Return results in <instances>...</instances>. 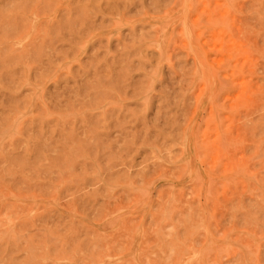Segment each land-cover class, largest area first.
Wrapping results in <instances>:
<instances>
[{
  "label": "rangeland",
  "instance_id": "rangeland-1",
  "mask_svg": "<svg viewBox=\"0 0 264 264\" xmlns=\"http://www.w3.org/2000/svg\"><path fill=\"white\" fill-rule=\"evenodd\" d=\"M0 264H264V0H0Z\"/></svg>",
  "mask_w": 264,
  "mask_h": 264
}]
</instances>
